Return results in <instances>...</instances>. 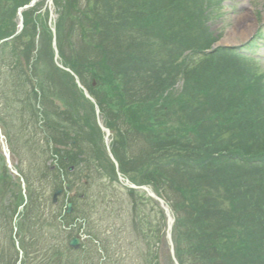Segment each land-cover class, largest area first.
Instances as JSON below:
<instances>
[{
    "label": "trees",
    "instance_id": "16d2710c",
    "mask_svg": "<svg viewBox=\"0 0 264 264\" xmlns=\"http://www.w3.org/2000/svg\"><path fill=\"white\" fill-rule=\"evenodd\" d=\"M31 1L0 0V42L14 37L0 44V88L14 86L18 114L46 137L48 152H35L33 136L24 143L34 149L31 159L59 162L26 178L31 199L40 194L36 183L57 190L63 177L72 182L69 162L85 165L88 181L113 185L118 178L95 105L55 63L46 0L22 12L17 34L19 10ZM225 1L53 0L60 64L99 106L121 173L173 210L179 264H264V68L243 52L262 31L249 45L214 48L219 37L209 25ZM4 180L0 175L1 205L11 186ZM128 193L140 235L150 243L153 232L159 244L163 210L145 193ZM9 251L16 264L15 247Z\"/></svg>",
    "mask_w": 264,
    "mask_h": 264
},
{
    "label": "rangeland",
    "instance_id": "374dc122",
    "mask_svg": "<svg viewBox=\"0 0 264 264\" xmlns=\"http://www.w3.org/2000/svg\"><path fill=\"white\" fill-rule=\"evenodd\" d=\"M46 1L42 12L50 11L49 25L52 26L55 8H51L50 0ZM209 27L210 32L219 37L214 47L249 45L259 37L257 34L262 28L261 36L246 51L249 56L254 53L253 57L259 59L258 66L264 68V0H226ZM13 87H4L3 83L0 88V112H7L3 123L0 122V175L7 179L3 184L11 185L10 193L2 199V205L0 203V253L2 250L6 257L0 256V264H9L7 256L11 246L15 247L12 258H17L16 264L21 258L20 251L24 252L21 264H175L165 233L157 245L153 232L147 234L150 243L140 235L134 223L128 188L119 181L117 171L118 181L113 185L108 179L88 181L85 177L88 168L83 165V170H79L69 162L65 169L71 172L69 189L65 188L66 178L63 177L64 192L54 201V194L62 188L54 190L36 183L35 190L40 194L37 199H31L33 188L26 178L30 177L32 182L33 176H38L36 169L53 172L59 162L56 157L47 155L31 159L32 151L33 154L48 152L49 147L36 123L24 121L18 114L20 102ZM5 92L8 96L4 98ZM31 136L39 144L35 152L33 148H24ZM108 143L111 147V137ZM72 144L66 146L68 152L73 150ZM58 146V151H62ZM121 177L125 178L122 173ZM16 196L21 197L17 202ZM77 197L80 201L75 202L71 219H64L68 203ZM74 239L79 241L77 247L70 245Z\"/></svg>",
    "mask_w": 264,
    "mask_h": 264
},
{
    "label": "water",
    "instance_id": "95a60500",
    "mask_svg": "<svg viewBox=\"0 0 264 264\" xmlns=\"http://www.w3.org/2000/svg\"><path fill=\"white\" fill-rule=\"evenodd\" d=\"M36 2H37V0H34V1L31 3V6H33ZM50 6H51V8H52V6H53V0H50ZM51 14H52V13H51ZM21 23H22V20H21ZM52 30H53V33H54V35H55V29H52ZM53 45H54V49H55V52H56V61H57V59H58V51H57V48H56V43H55V41H54V44H53ZM58 65H59V64H58ZM59 67L62 68V66H60V65H59ZM67 71H69V70H67ZM77 84H78V86H79L80 88H82V86H81V84L79 83L78 80H77ZM82 89H83V88H82ZM83 90H84V89H83ZM84 93H85V95H86V97H87L88 99H90L92 102H94V100L88 95V93H87L85 90H84ZM96 109H97V114L99 115V109H98V107H96ZM99 125H100L102 131L106 133L107 138H108V137L111 135L110 131H109L108 129H106L104 126H102L101 123H99ZM108 151H109V155H110L112 161L115 163L116 167L118 168V164H117V162L115 161L113 155L111 154L110 149H109ZM5 152H6L5 154H7L6 157L8 158L7 161H8V164H9V154H8L7 150H5ZM9 167H10V166H9ZM119 176H120V179L123 180V181H125L126 185H128L130 188L135 189V190H139V191H145V192H147L148 195H149L150 197H152L153 199H155L156 201H158V202L161 204V206H162V208H163V210H164V212H165V214H166V216H167V219H168L167 238H168V241H169V244H170V247H171V254H172V256H173V259H174V261H175V264H178L177 261H176V259H175V257H174V247H173L172 235H171L172 227H173V223H174V219H173V217H172V215H171V211H170L169 207L167 206V204L165 203V201L162 200L161 198L157 197V196H156V195H155L150 189H148V188H146V187H137V186H135L134 184H132L130 181L125 180L124 178H122L120 174H119ZM66 187L69 188V185H66ZM61 193H62V191H58V192L55 194V196H54V200H55V201H56L57 196L60 195ZM71 211H72V204H69V205H68V213H71ZM78 244H79V241H78L77 239H74V240L70 243V245H71L72 247H77Z\"/></svg>",
    "mask_w": 264,
    "mask_h": 264
}]
</instances>
